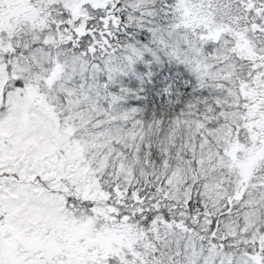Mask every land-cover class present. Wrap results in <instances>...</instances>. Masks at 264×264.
<instances>
[{"label": "snow or ice", "instance_id": "snow-or-ice-1", "mask_svg": "<svg viewBox=\"0 0 264 264\" xmlns=\"http://www.w3.org/2000/svg\"><path fill=\"white\" fill-rule=\"evenodd\" d=\"M0 264H264V0H0Z\"/></svg>", "mask_w": 264, "mask_h": 264}]
</instances>
